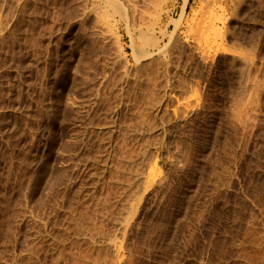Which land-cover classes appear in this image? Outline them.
Masks as SVG:
<instances>
[{
    "label": "rangeland",
    "instance_id": "obj_1",
    "mask_svg": "<svg viewBox=\"0 0 264 264\" xmlns=\"http://www.w3.org/2000/svg\"><path fill=\"white\" fill-rule=\"evenodd\" d=\"M0 264H264V0H0Z\"/></svg>",
    "mask_w": 264,
    "mask_h": 264
}]
</instances>
